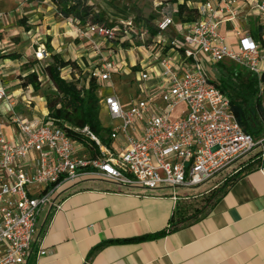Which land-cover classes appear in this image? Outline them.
I'll use <instances>...</instances> for the list:
<instances>
[{
  "label": "built area",
  "instance_id": "obj_1",
  "mask_svg": "<svg viewBox=\"0 0 264 264\" xmlns=\"http://www.w3.org/2000/svg\"><path fill=\"white\" fill-rule=\"evenodd\" d=\"M246 2L258 21L260 35L236 25L231 35L222 34L223 21L239 20V0H205L197 6L200 18L184 23L182 41L170 42L175 53L159 55V71H139L138 92L127 105L116 93L99 94L101 110L105 109L113 122L110 145L88 127L72 128L92 139L98 152L72 138L49 115L41 121L0 115V264L27 262L40 211L47 206L61 208L56 198L61 188L83 178L100 177L126 190L154 195L169 190L175 201H192L251 167L264 146V137L257 140L243 129L230 96L200 62V56L205 55L213 64L235 63L254 74L262 86L264 0ZM174 24L173 15H167L159 28L164 31ZM86 29L92 35L113 39L116 28L88 24ZM34 55L40 62L45 60V45H39ZM33 70L39 73L37 67ZM120 70L115 59L105 58L91 75L101 86L113 85V74ZM1 77L0 66V82ZM153 79L155 83L149 85ZM4 99L6 91L0 86V101ZM180 105L185 107L183 113L172 119ZM7 106L13 111V102L7 101ZM9 122L18 130L14 139L5 133ZM182 191L187 194L183 196ZM46 254L40 249L39 255Z\"/></svg>",
  "mask_w": 264,
  "mask_h": 264
},
{
  "label": "crops",
  "instance_id": "obj_2",
  "mask_svg": "<svg viewBox=\"0 0 264 264\" xmlns=\"http://www.w3.org/2000/svg\"><path fill=\"white\" fill-rule=\"evenodd\" d=\"M204 1L194 4L199 6ZM246 1L239 0V22L243 29L254 34L258 21L250 14ZM174 12L175 8L172 13L175 24L162 32L165 36L157 39V44L163 40V47L157 45L156 54L152 49L147 51L143 45L137 47L141 52L139 55L132 49L127 50V55L122 54L117 60L121 70L113 77L117 75L123 84L138 90L135 72L159 71V55L175 53L170 42L174 39L182 41L184 24L176 20ZM233 25L232 21L225 20L219 30L231 35ZM5 43L1 38V54L5 52ZM59 44L57 38L52 41L54 49ZM47 53L50 59L51 54ZM26 61L0 57V86L5 88L7 95V99L0 101V115L41 121L49 114L46 100L40 103L34 89L22 87L18 79L20 66ZM153 83L155 79L148 84ZM112 86L115 87V83ZM132 95L129 99L121 98L125 105ZM29 100L32 101L30 105ZM7 101L14 103L13 111H8ZM39 105L42 108L38 109ZM17 131L15 124L9 122L6 125L5 133L9 139H14ZM139 192L126 190L100 177H87L76 185L64 186L56 196L61 208L47 206L40 211L32 251L25 264H264V146L258 150L251 167L224 189L211 210L176 230L169 231L170 226L177 222L181 207L191 201H175L169 190L164 191L165 195ZM162 231L168 232L156 239L112 243L93 251L105 241ZM40 249L46 250L47 254L39 255Z\"/></svg>",
  "mask_w": 264,
  "mask_h": 264
},
{
  "label": "rangeland",
  "instance_id": "obj_3",
  "mask_svg": "<svg viewBox=\"0 0 264 264\" xmlns=\"http://www.w3.org/2000/svg\"><path fill=\"white\" fill-rule=\"evenodd\" d=\"M88 1L97 10L105 13L109 24H115L116 29L114 30L115 36L113 39L92 35L87 32L86 26L80 25L72 18H64L51 0H0V39L6 41L3 48L4 53L17 52L22 55L21 59L32 61L35 59L34 51L39 45L44 44L46 49L48 44L53 47L52 41L57 38L60 44L57 49L53 48L54 53L59 54L65 60L76 61L79 65V68L74 71L70 70L72 67L61 69V76L66 77L64 79L67 81L79 80L81 86L86 83L92 71L106 57L117 61L121 59L122 54L127 55L129 49L134 50V53L139 55L141 52L137 47L142 45L145 46L147 51L152 49V53L156 54L158 46L155 49L154 47L156 45L163 47L162 44H157V39L165 36L162 32L166 30L158 36H152L148 31V20L151 19L150 24L152 23L153 28L159 27L164 16L171 15L174 8H176L173 0ZM198 1L192 0L193 4ZM22 19H25L26 22L23 25L19 22ZM234 25L239 27V20L235 21ZM27 27H30V29L27 30ZM108 28L112 27L109 26ZM254 30L259 32L258 26L254 27ZM170 35L174 36L173 33ZM55 44H57V41H55ZM143 50L145 51L144 48ZM0 55H2L1 49ZM49 61L50 59L47 57L42 63H48ZM200 62L207 75L218 83L219 77H221L218 67L205 55L200 56ZM135 74L136 77L139 76V72H135ZM41 81V90L32 91L38 101L43 103L45 100L44 95L54 91V88L52 82L46 76H42ZM114 83L115 87L110 84L107 86L104 83L99 89V94L115 92L122 99H129L131 93L135 94L137 92L136 87L123 84L117 75L113 77ZM41 96L42 99H40ZM40 108H42V105L38 106V109ZM184 109L183 105L178 106L173 111L171 118L175 119L180 116ZM250 114L252 117L255 116L253 109H251ZM101 119L106 126H112L113 122L105 109L101 112ZM181 194L185 196L187 193L182 191ZM208 195L195 198L186 205L191 210L194 207H202Z\"/></svg>",
  "mask_w": 264,
  "mask_h": 264
},
{
  "label": "trees",
  "instance_id": "obj_4",
  "mask_svg": "<svg viewBox=\"0 0 264 264\" xmlns=\"http://www.w3.org/2000/svg\"><path fill=\"white\" fill-rule=\"evenodd\" d=\"M56 6L58 12L64 18H72L80 25L101 24L107 27V24L114 27V23L108 22L105 13L97 10L88 0H51ZM192 0H173L177 4L175 8V18L178 22L184 24L196 21L200 18L199 9L191 3ZM21 25L25 24V19L19 21ZM151 19L148 20V31L152 36L160 34L162 31L159 27L153 28ZM108 26V27H109ZM30 27H27L29 30ZM255 36L260 32L254 33ZM47 51L50 52V61L42 64L37 59L26 61L21 66V72L18 75L22 87H33L34 91H40L42 81L41 76H46L53 84L54 91L44 95L48 109V115L51 121L63 126L68 134L78 140H83L91 149V152H98L96 143L86 137L84 134L74 131L72 128L88 129L96 135L104 144L110 145L111 138L110 127H105L101 120V105L99 89L101 84L96 77L90 76L84 85H79L78 81H67L61 76V69L72 67L71 70L79 68L76 61L65 60L59 54L54 53L53 47L48 44ZM3 59H21L22 55L17 52L3 53L0 55ZM221 77L217 85L222 91L227 93L231 98L233 112L243 127V129L254 136L255 139L264 137V83L259 85L257 77L249 71L231 62H218ZM37 67L39 73L34 71ZM253 109L255 116L252 117L250 112ZM237 177L225 183L222 187L211 192L204 201L202 207L189 209L187 205L181 207L177 222L170 226L169 231L186 225L190 222L197 221L205 215L221 194L228 186L236 181ZM168 231H162L155 234L143 235L136 238L124 240L105 241L98 245L93 251L112 243L138 242L150 239H156L163 236Z\"/></svg>",
  "mask_w": 264,
  "mask_h": 264
}]
</instances>
